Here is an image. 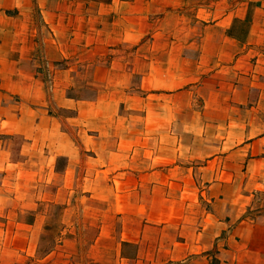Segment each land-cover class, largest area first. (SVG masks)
<instances>
[{
  "label": "crops",
  "instance_id": "1",
  "mask_svg": "<svg viewBox=\"0 0 264 264\" xmlns=\"http://www.w3.org/2000/svg\"><path fill=\"white\" fill-rule=\"evenodd\" d=\"M78 64H97L89 98ZM260 77L264 0H0V192L54 185L53 199L0 194V264H264V204L244 183L264 176ZM52 202L72 227L42 248L37 206ZM80 205L98 222L84 254Z\"/></svg>",
  "mask_w": 264,
  "mask_h": 264
},
{
  "label": "rangeland",
  "instance_id": "2",
  "mask_svg": "<svg viewBox=\"0 0 264 264\" xmlns=\"http://www.w3.org/2000/svg\"><path fill=\"white\" fill-rule=\"evenodd\" d=\"M96 66H97V64L94 66H90L89 68L83 67L82 64H78L76 66V70H74V72H73V75H74L73 78H74L75 83H76V89L79 88L80 91L74 92V95L80 96V97H86V98H89L91 96V94L93 92L92 88L94 86H92V84H87V83L92 82L94 80L93 77H90L89 75H91L92 72L95 71L94 68H96ZM98 73L101 76L102 71L99 70ZM46 81H48V78H46ZM262 82H264V80L261 79V77L256 80L257 85H260V84L262 85ZM69 93L73 94L71 92H69ZM254 96H255L254 101L257 102L259 100L258 92H256ZM262 99L264 100V96L262 97ZM49 106L51 107V112L53 114L59 115V118H60L59 122L61 124L63 132L65 133L63 136L64 140L65 141L67 140V142H68L69 141L68 137H70V140L71 139L75 140L78 137L76 127L74 125H72L71 122L66 121V116L71 115L72 112L59 110L54 105L53 102L49 103ZM258 110H259V108H258ZM261 111L262 110H259V112H255L256 118L258 117L259 114L262 113ZM241 113L245 115L246 111L242 110ZM212 115H214V114H212ZM197 128L199 129V127H197ZM240 128L242 129V127H240ZM263 130H264V126L262 124H260V125L256 126V128L253 130V133H260ZM219 131H221V134H222V132H225V130H223V128H219ZM228 132H230V129L228 130ZM240 133H242V132L240 131ZM4 144H5V148H9L11 150V152H13V156H14L13 160H14L15 155L18 152L19 145L21 144V138L18 136H12L10 139H8V142H6ZM232 144H233L232 142H227L224 146V150H227ZM70 145H71V147H73L74 150H76V148L74 147L75 144L73 142H70ZM211 151L212 150L209 149L208 153H210ZM80 153H81V151H80ZM239 161H240L239 162L240 170L247 166V161L245 160V157H243V159H239ZM84 162H86V160H84ZM36 163H37V161H36ZM64 164H65L64 161H60V163L57 165V168L59 171L64 169ZM83 166H84V164H80V166H79L80 168L77 169V173L75 174L76 180H78V181L82 180L81 172L83 170ZM55 170L56 169L54 168L53 171L56 172ZM241 179H242V176H241ZM0 180H1V178H0ZM249 180H250V183H249L248 187L253 188L255 185V189H257V193L255 195V198H257V202L260 204H264V176H258L257 180H255L254 177L249 179L246 176L244 178V183L249 182ZM64 181H65V178L62 177V175L56 174V176H54L53 182H55V184L56 183L60 184V183H63ZM52 188L54 189L53 184H52V186H45V184L43 182H37L36 184L33 185V187L27 188L28 190H24L23 188H19V190H16V189L13 191L11 190L12 194H9V192L6 190V188H3V189H1L0 194L2 195V197H4V196L5 197H14V198H18V199L29 198L28 194L32 195V198H34L36 200H39L41 198L47 199L48 196H50L49 199H53L54 197H52L50 195ZM77 196H80V195H77V192H76L74 194V197L76 198ZM61 197H62V199H64L65 198L64 194H62ZM83 199H84V197H83ZM84 200H86V199H84ZM91 200L102 205L101 199L91 198ZM51 204L52 205H49V206H45V205H38L37 206L38 211L45 213L48 217V219H47L48 220V223H47V232L48 233H47L46 239H44L45 243L43 242L42 248L53 247L56 244V240L58 238L59 232L64 231V230H69L72 227V225L69 226L68 224H65L64 222H62V219H61L62 216L61 215L64 213L63 212L64 206L55 205L54 202H52ZM85 205H86V203H85ZM71 206L73 207V202L71 203ZM86 207H87V205H86ZM30 208H32V206H20L19 205V206L12 207V209H14L15 211L26 210L27 212L22 211V213H21L22 216L24 215L26 217H28L29 215H31V213H33L30 211ZM88 211L92 212V210H88ZM83 212H85V211H82V206L80 205V210L77 212L74 211V214H73L74 220L79 219L80 221H82L83 218L81 217V214H84ZM93 212L96 213V214H94V216L97 217V215H99L101 211L93 210ZM70 213H71V211H70ZM79 223H80L79 225H77L78 224L77 221L75 223L76 231L82 230V232H84V233L88 232V235H89L88 237H83L82 239H80V240H82V244H80V245L83 248L82 251L84 254L85 250L88 247V243L90 242L92 235L96 234V232H97L98 222H97V220H95L94 226H91L90 224H87L84 221L79 222Z\"/></svg>",
  "mask_w": 264,
  "mask_h": 264
}]
</instances>
